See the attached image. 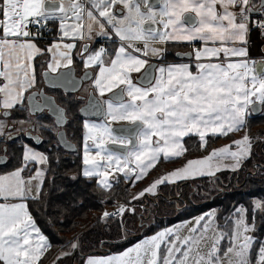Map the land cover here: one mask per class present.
I'll return each instance as SVG.
<instances>
[{
    "label": "crops",
    "instance_id": "0c3cea01",
    "mask_svg": "<svg viewBox=\"0 0 264 264\" xmlns=\"http://www.w3.org/2000/svg\"><path fill=\"white\" fill-rule=\"evenodd\" d=\"M44 1L0 0V124H10L7 123L10 115L14 121L31 119V116H25L24 98L40 85L41 70L55 72L69 66L72 59L80 57V45L88 39L113 38L103 31L100 17L92 11L90 4L96 5L97 0H79L84 13V29L80 35L66 36L58 32L55 18L61 9L59 0H56L58 9L50 12L43 10ZM188 4L195 6V9H187L197 17L195 31L198 37L192 43L184 44L185 49H189L187 58L162 60L165 49L159 55H139V51L127 50L121 43H107L104 55L102 43L98 45L102 52L100 59L89 53L85 59L98 63L99 69L90 85L104 104L102 117L105 124L138 120L142 125L136 134L137 143L144 140L145 131L152 136L149 122L169 129L171 121H178L190 130L188 134L196 136L218 132V136L234 137L233 132L242 131L249 108L250 73L255 62L264 58V34L248 33L243 22L245 9L252 5V1L188 0ZM66 7L70 9L72 3ZM34 17L55 23V36L48 40L31 38L25 26ZM174 19L178 17L174 16ZM91 30L99 32L98 36L90 37ZM42 41L48 43L42 45ZM167 44L181 43L165 41ZM147 60L157 61L154 77L149 85L140 86L133 78ZM118 86L122 87L124 99L120 102L105 99V94ZM6 110L10 111L9 115L4 113ZM15 113L24 119L15 117ZM161 136L164 137V133ZM167 138L178 141V156L170 154L165 157L166 165L174 166L178 162L172 160L184 151V136H173L168 130ZM21 147V164L5 166L0 171V264H38L50 246L27 207V200L35 198L38 193L33 188L31 177L37 172L35 162L41 158L37 149L28 144L23 143ZM24 155L32 158L26 159ZM42 159L44 161L45 157ZM30 164L32 168H29ZM42 174L43 171L41 177ZM128 176L130 179L135 177L132 174ZM152 237L140 238L120 254H104L107 256L99 258V261L118 259L122 260L120 264H137L128 256L139 249L147 251L148 244L153 245ZM59 254L58 250L54 251L42 264H52L53 258ZM143 254H149V251ZM177 256L170 264H180L181 255ZM149 262L164 264L165 255ZM149 262L145 258L141 264Z\"/></svg>",
    "mask_w": 264,
    "mask_h": 264
},
{
    "label": "rangeland",
    "instance_id": "374dc122",
    "mask_svg": "<svg viewBox=\"0 0 264 264\" xmlns=\"http://www.w3.org/2000/svg\"><path fill=\"white\" fill-rule=\"evenodd\" d=\"M145 1L97 0L96 5L94 3L90 5L92 11L100 17L105 33L110 34L113 38L119 40L122 45L132 50H135L137 42L140 43L142 49L138 50L139 55L161 54L165 49V41L188 44L197 39L198 36L195 31V28L198 26L196 25L197 17L192 11L187 9V7L195 9V6L188 4V0H161L156 7H150ZM70 2L72 3V7L67 9L66 6ZM59 3L61 4V9L55 15L58 22V32L60 35L65 36L80 35L81 30L84 29V13L79 0H59ZM185 13L195 16L196 23L193 26H188L184 22L182 16ZM174 16H177L178 19H174ZM240 16H243V13ZM146 23L152 24L153 29H144L143 26ZM89 33L90 37H94L98 36L97 33L99 32L91 30ZM180 49L184 48L181 47ZM101 54L102 52L99 48L91 52V56L94 58L98 57L100 59ZM262 62V74L257 76L254 70H252L248 83L249 106L251 103L258 101L261 103L260 111L264 113V58ZM56 100L61 101L59 96H56ZM249 114L248 108L246 116ZM13 119V115H10L7 117V123L11 122L13 124L12 130L15 131L23 130L26 127L27 121L30 120L28 118L26 121L20 120L19 122H15ZM31 120L34 121L36 119L31 118ZM112 124H105L103 117L99 120H83L81 123V137L77 140L82 161L80 175L95 177L97 183L104 188L109 186L116 174L123 176V179L130 177L128 176L130 174L135 175L134 178L130 179L131 188L135 191L133 195L135 199L141 198L144 194L152 196L156 192V186L161 183L176 184L179 181L185 183L198 176H211L238 169L243 160L249 155L252 143L264 138L263 134L251 137L243 130L233 132L235 134L234 137L221 139L212 145L207 152L193 156L188 160H182L177 165L173 164L176 166L175 168H171L174 166H171V164L167 166L165 163L167 158L165 157L170 154L172 157L178 156L179 148L177 147V140L174 141L167 138V131L169 130L173 136L183 135L186 137L192 135L188 134L190 130L185 128L184 124L178 121H171L169 129H167L158 124L153 126L149 122L148 129L152 136H149L148 131H145L143 134L144 140H138L136 146L128 149L124 155L107 149V144L110 142L117 143L124 141L110 132ZM7 125L9 123L4 125L1 122L0 124V140H6ZM257 127L251 128V134ZM163 133L165 138L161 136ZM207 135H219V133L215 132ZM207 135L202 134V136L198 137L203 140V137ZM3 144L5 143L1 141L0 153ZM203 144L204 142L201 141L200 145L203 146ZM37 151V155L41 159H38L39 162H35L37 164L35 165L37 172L32 174L31 182L33 188L38 190L42 179L41 172L45 166V159L44 161L42 159L44 158V153L40 149H37ZM6 155L9 156L8 151ZM23 157L26 159L32 158L29 155H24ZM160 161L163 163H160ZM9 162L10 159L0 165V171L6 168L5 166H8ZM130 166H133L137 170H132ZM29 168H32L31 164ZM154 168L156 169L155 174L152 172ZM135 180H138V182H134ZM137 206L126 207L112 203L100 215L111 216L116 210L119 212L118 216H121L125 211L131 212ZM254 206L258 207L259 203L254 201ZM243 214L242 208L238 207L235 210L229 237L230 243L226 246L221 256H217L216 254L218 252L217 246L221 242L223 234L216 228L214 208H211L197 216L163 226L152 234L142 237V239L146 240V238L154 236L152 237L153 245L148 244L150 246L147 250L149 254H143L147 251L141 252L139 249L131 256H128V258H132L137 264H141L145 258H147V262L152 260V258L156 261L162 249V255H165L164 264H170L177 255H181L180 264H249L250 227L245 224ZM146 220L145 218L142 221ZM130 229L134 230L135 228L130 227ZM225 240L228 242L227 239ZM70 251L71 249L66 252L69 253ZM58 252L62 253L63 251L58 250ZM120 252H116L115 254H120ZM104 256L107 255L88 254L77 258V261H82L81 264H120L122 261L113 259L100 262L99 258H105ZM262 259L264 260V245L258 251L256 261L253 264L259 263ZM149 264L151 263L149 262Z\"/></svg>",
    "mask_w": 264,
    "mask_h": 264
},
{
    "label": "trees",
    "instance_id": "16d2710c",
    "mask_svg": "<svg viewBox=\"0 0 264 264\" xmlns=\"http://www.w3.org/2000/svg\"><path fill=\"white\" fill-rule=\"evenodd\" d=\"M50 23L55 30V23ZM42 42V45L48 43ZM181 47V44L165 45L161 59L177 60L174 50ZM16 114L15 117L24 119V116ZM254 126L258 127L251 134ZM242 130L251 137L260 134L264 137V113L260 111L246 116ZM80 132L78 125V136ZM232 137L207 135L202 140L196 135L186 136L182 141V155L172 161L180 162L201 155L219 140ZM3 142L10 159L7 167L19 166L21 142ZM39 149L44 153L45 166L37 196L27 200V207L50 246L38 264H42L56 250L65 253L60 252L59 257L53 258L52 264H81L82 261L78 262L77 258L88 254L120 252L163 226L189 219L211 208H214L216 228L223 234L217 246V256H221L230 243L232 218L238 207L243 209L244 222L250 227L248 263H255L258 251L264 245V138L252 143L249 155L237 170L198 176L185 183H161L152 196L143 195L139 199L133 198L135 191L131 188L130 178L123 179L120 174H116L106 188L98 185L95 177L81 176L82 161L78 152ZM155 171V168L152 169L154 174ZM254 201L259 203L258 207L254 206ZM112 203L138 206L118 217L101 216V212H105ZM145 218L147 220L142 221ZM69 248L71 251L68 253ZM162 254L161 249L159 258ZM257 264H264V260Z\"/></svg>",
    "mask_w": 264,
    "mask_h": 264
},
{
    "label": "water",
    "instance_id": "95a60500",
    "mask_svg": "<svg viewBox=\"0 0 264 264\" xmlns=\"http://www.w3.org/2000/svg\"><path fill=\"white\" fill-rule=\"evenodd\" d=\"M161 0H148V5L150 7H156L159 5ZM264 4V0H260L258 7ZM44 11H56L58 9V1L46 0L42 4ZM256 10V9H255ZM184 22L188 26H193L196 22L194 15L190 13H185L182 16ZM144 29L151 30L153 25L146 23L144 24ZM176 57L187 58L189 56L188 52H176ZM157 64L156 60H151L145 64L143 69L139 72L138 76L134 79V82L140 86L149 85L154 77V68ZM263 72V62L258 61L254 64L255 75H261ZM40 85L37 89L29 91L25 98L26 112L30 116H36L40 113H44L46 116L50 117L53 124L58 127L55 133V138L58 144L66 151H73L75 146L72 142L66 139L65 132L63 130V125L67 121V116L65 114V107L56 100V97L52 94H47L44 92V88L55 89L60 93V99L70 98V104L76 107V112L79 116L86 119L99 120L103 115L104 104L100 98L92 91V89L87 88L85 85L91 79V72L85 69L77 73L75 66H66L59 68L55 72H50L43 69L39 73ZM87 88V89H86ZM80 91H84L81 93ZM105 99L110 102H120L124 99V94L122 92V87L118 86L113 90L105 94ZM65 101V100H64ZM261 103L256 101L250 104L249 111L251 114L256 115L260 112ZM9 115V111L4 112ZM141 127L139 121H133L130 123H115L110 126V132L117 137L127 138L129 140L128 144H118L115 142H110L107 144V149L124 155L128 148H132L136 145V134ZM34 135L30 138L34 144L39 141L35 140ZM6 147L3 146L0 153V165L6 162L5 155Z\"/></svg>",
    "mask_w": 264,
    "mask_h": 264
},
{
    "label": "flooded vegetation",
    "instance_id": "af4514ba",
    "mask_svg": "<svg viewBox=\"0 0 264 264\" xmlns=\"http://www.w3.org/2000/svg\"><path fill=\"white\" fill-rule=\"evenodd\" d=\"M137 1H139V0H137ZM145 2L148 4V0H146ZM258 3H259V0H256V2L252 3L251 6L255 7V6H257ZM109 36H111V35L109 34ZM115 40H116L115 38H104V39L91 38L90 40L88 39V40L84 41L80 45V50L82 51V54H80L79 58L72 59L69 66H71V65L75 66L77 69V73H79L85 69L90 70L91 79H92V77L94 76V73H96L98 71L99 67H98V63H95L93 60H91V61L85 60L87 58L88 53L91 54V52L95 51L98 48L99 44L102 45V43H104L103 44V46H104L103 54L106 55L107 43H116V45L118 43H120L119 40H117V41H115ZM181 45L183 46L184 49L177 48L176 52H187V50H189V49H185L186 47H184L185 46L184 44H181ZM126 48H127V50L130 49L127 46H126ZM141 49H142V47H141L140 43L137 42L136 46H135V50L138 51ZM182 50H186V51H182ZM149 61L150 60H147L146 63H148ZM145 64H144V66H145ZM143 67L136 73V75L134 76L133 79H135L138 76L139 72L143 69ZM91 79L86 83L85 86L87 88L92 89V91H94L93 86L90 85ZM38 87L39 86H37L35 89H37ZM44 92H46L47 94H52L55 97L56 96L60 97V93L58 92V90H55V89L44 88ZM80 92L83 93L84 91H80ZM70 98H71L70 96L66 99L64 98L65 101L63 100V98H61V101H58V102L61 104L64 103L62 105L65 107V114H66L68 119L62 128L65 132L66 139L69 140L70 142H72L75 146V149L73 151H66L58 144V142L56 141V138H55V133L58 130V127H56L53 124L52 119L50 117L46 116L44 113H40L36 116H32L31 118H33V119L35 118L36 120H34V121H37V122H34L30 119L29 121H27L26 127L21 131L20 130H16V131L12 130L13 124H11V123L9 125H7L6 129L8 130V132L5 134V137H6L5 141H11V140L19 141V142H21V144H23V143L28 144L29 146H31L35 149H39V147H40L42 149L43 148L54 149L57 151L67 152V153L68 152H78L79 155L81 156V152H80V149L78 147L79 145L77 144V140L81 137V132H80V135L78 136L76 133V127L79 125L80 130H81V123L83 122V120H93V119H86V118L79 116L76 112V107H74L70 104ZM15 122H19V121H15ZM31 135H34L33 138L35 140L39 141L37 144H34L32 142V139L30 138ZM119 138H122V137H119ZM122 139L124 141L117 142V143L127 145L129 140L127 138H122ZM136 144H137V141H136ZM134 147H132V148H134ZM128 149H130V148H128ZM128 149H127V151H128ZM127 151H126V153H127ZM5 155H6V150H5ZM6 157H7V155H6ZM6 161H7V159H6ZM235 170H237V169H235Z\"/></svg>",
    "mask_w": 264,
    "mask_h": 264
},
{
    "label": "built area",
    "instance_id": "2783aa9c",
    "mask_svg": "<svg viewBox=\"0 0 264 264\" xmlns=\"http://www.w3.org/2000/svg\"><path fill=\"white\" fill-rule=\"evenodd\" d=\"M248 32L249 33H262L264 34V10L247 16ZM33 38L46 39L51 36V26L44 21L33 18L31 19L26 27ZM118 212L114 211L111 215L115 216Z\"/></svg>",
    "mask_w": 264,
    "mask_h": 264
}]
</instances>
